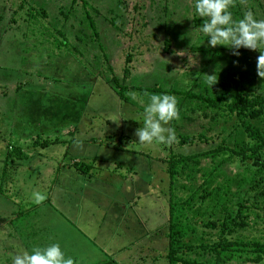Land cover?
Wrapping results in <instances>:
<instances>
[{
    "label": "rangeland",
    "instance_id": "1",
    "mask_svg": "<svg viewBox=\"0 0 264 264\" xmlns=\"http://www.w3.org/2000/svg\"><path fill=\"white\" fill-rule=\"evenodd\" d=\"M21 1L0 0V264L54 243L75 264L105 258L168 264L164 158L217 143L221 127L192 115L167 126L176 136L205 131L206 140L140 145L135 132L149 96L132 92L135 102L120 99L105 81L107 67L122 77L127 65L126 82L140 86L196 90L215 74L264 93L260 50L241 48L237 56L227 46L209 47L195 0H88L100 43L85 28L81 0H24L46 8L35 24ZM231 11L237 21L247 11L264 19V0H236ZM18 146L21 158L11 161L6 153ZM239 166L235 161L225 169ZM37 191L47 196L41 204L33 202Z\"/></svg>",
    "mask_w": 264,
    "mask_h": 264
},
{
    "label": "trees",
    "instance_id": "2",
    "mask_svg": "<svg viewBox=\"0 0 264 264\" xmlns=\"http://www.w3.org/2000/svg\"><path fill=\"white\" fill-rule=\"evenodd\" d=\"M81 1L85 28L100 43L93 10L86 7L89 1ZM25 4L24 0L20 2L34 24L47 15L43 4H37L40 7L35 12L32 8L36 4ZM107 70L105 81L123 101L135 102L132 92L168 94L177 100L178 120L201 115L221 127L217 143L187 153L170 151L164 158L170 186L168 264H258L264 257V93L250 92L224 79L213 88L203 82L196 90L140 86L126 82L127 65L122 77L111 66ZM178 134L181 145L209 137L205 131ZM58 140L36 139L33 144L45 146ZM15 150L6 153L11 161L21 158L22 148ZM235 161L240 162V168L228 172L225 165ZM74 166L81 172L85 170L79 161H74ZM91 264L119 263L105 258Z\"/></svg>",
    "mask_w": 264,
    "mask_h": 264
},
{
    "label": "clouds",
    "instance_id": "3",
    "mask_svg": "<svg viewBox=\"0 0 264 264\" xmlns=\"http://www.w3.org/2000/svg\"><path fill=\"white\" fill-rule=\"evenodd\" d=\"M239 3L246 5L247 0H239ZM235 6L236 0H195V10L203 18L200 31L210 38L209 47L227 46L237 56L241 48L260 50L257 74L264 78V19L257 20L251 11H247L238 21L234 20L231 9ZM217 81L215 74H207L205 82L208 87L213 88ZM145 95L149 96V102L144 107L143 127L135 132L139 144L171 147L178 143L175 129L167 126L180 118L176 98L168 94ZM46 199V194L33 193L36 204ZM13 264H75V261L66 257L60 245L54 243L45 248L34 247L31 253L23 251L15 255Z\"/></svg>",
    "mask_w": 264,
    "mask_h": 264
}]
</instances>
